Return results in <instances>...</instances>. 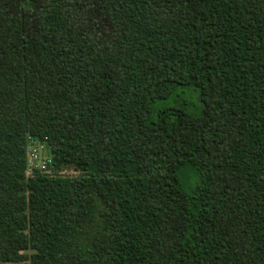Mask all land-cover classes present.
I'll list each match as a JSON object with an SVG mask.
<instances>
[{
	"label": "trees",
	"instance_id": "16d2710c",
	"mask_svg": "<svg viewBox=\"0 0 264 264\" xmlns=\"http://www.w3.org/2000/svg\"><path fill=\"white\" fill-rule=\"evenodd\" d=\"M28 261L264 264V0H0V264Z\"/></svg>",
	"mask_w": 264,
	"mask_h": 264
},
{
	"label": "rangeland",
	"instance_id": "374dc122",
	"mask_svg": "<svg viewBox=\"0 0 264 264\" xmlns=\"http://www.w3.org/2000/svg\"><path fill=\"white\" fill-rule=\"evenodd\" d=\"M52 160V154L49 147L46 145L37 142L35 140H31L28 145V175L34 172L35 168H42L44 170H49V164ZM62 174L65 175H74L78 174V172L70 168H65L62 170ZM3 264H31L28 262H20V263H3Z\"/></svg>",
	"mask_w": 264,
	"mask_h": 264
}]
</instances>
